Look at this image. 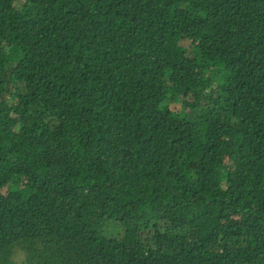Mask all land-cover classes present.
<instances>
[{"label":"trees","instance_id":"obj_1","mask_svg":"<svg viewBox=\"0 0 264 264\" xmlns=\"http://www.w3.org/2000/svg\"><path fill=\"white\" fill-rule=\"evenodd\" d=\"M264 264V0H0V264Z\"/></svg>","mask_w":264,"mask_h":264},{"label":"rangeland","instance_id":"obj_2","mask_svg":"<svg viewBox=\"0 0 264 264\" xmlns=\"http://www.w3.org/2000/svg\"><path fill=\"white\" fill-rule=\"evenodd\" d=\"M14 258L17 264H22L25 258V253L21 250H17Z\"/></svg>","mask_w":264,"mask_h":264}]
</instances>
